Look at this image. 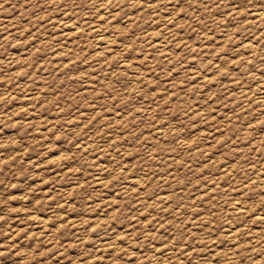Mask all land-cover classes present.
Instances as JSON below:
<instances>
[{
	"label": "rangeland",
	"instance_id": "obj_1",
	"mask_svg": "<svg viewBox=\"0 0 264 264\" xmlns=\"http://www.w3.org/2000/svg\"><path fill=\"white\" fill-rule=\"evenodd\" d=\"M0 264H264V0H0Z\"/></svg>",
	"mask_w": 264,
	"mask_h": 264
},
{
	"label": "bare ground",
	"instance_id": "obj_2",
	"mask_svg": "<svg viewBox=\"0 0 264 264\" xmlns=\"http://www.w3.org/2000/svg\"><path fill=\"white\" fill-rule=\"evenodd\" d=\"M263 15V14H262ZM260 16V15H259ZM262 17V16H261ZM259 18V17H258ZM248 48V47H247Z\"/></svg>",
	"mask_w": 264,
	"mask_h": 264
}]
</instances>
